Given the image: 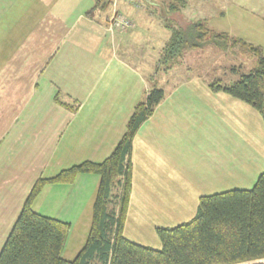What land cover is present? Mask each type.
Wrapping results in <instances>:
<instances>
[{"label": "crops", "instance_id": "obj_1", "mask_svg": "<svg viewBox=\"0 0 264 264\" xmlns=\"http://www.w3.org/2000/svg\"><path fill=\"white\" fill-rule=\"evenodd\" d=\"M94 3L0 0V248L34 181L80 162L78 158L104 159L124 132L134 107L132 88L118 100L125 83L122 68H129L118 58V40L123 37L118 30L123 29L108 27L111 4L105 12L88 14ZM115 4L131 19L132 34L144 28L154 41L159 26L155 1H140L138 7L132 0H115ZM199 4L203 14L190 18L187 5L177 14L186 21L205 20L209 27L232 36L240 37L241 29L252 27L253 22L264 32V0H199ZM243 38L264 46V39ZM131 70L129 74L134 73ZM173 95L163 94L162 103L132 141L126 220L135 221L137 228L154 227L148 215L161 212L168 197L180 205L191 186H197L185 180L171 147L182 142L186 112L178 104L166 103ZM80 180L89 181L91 188L99 177L80 173L68 184Z\"/></svg>", "mask_w": 264, "mask_h": 264}, {"label": "trees", "instance_id": "obj_2", "mask_svg": "<svg viewBox=\"0 0 264 264\" xmlns=\"http://www.w3.org/2000/svg\"><path fill=\"white\" fill-rule=\"evenodd\" d=\"M110 2L95 0L87 13L103 11ZM185 5L186 0L166 1L168 16L164 15L162 20L170 34L161 48L157 67L167 70L190 49L209 45L223 51L238 48L252 55L256 64L228 84L215 79L209 82V87L264 114L262 47L226 31H217L205 20L178 24L169 18V14H177ZM163 94L161 87L152 84L143 100L134 105L124 132L104 159L82 160L34 181L1 245L0 264H264L257 261L264 258V170L251 188L201 195L197 211L189 220L156 227L160 248L125 236L132 191V141ZM80 173H94L99 180L87 237L75 256L66 259L61 252L69 222L40 214L31 204L45 184L71 183Z\"/></svg>", "mask_w": 264, "mask_h": 264}, {"label": "rangeland", "instance_id": "obj_3", "mask_svg": "<svg viewBox=\"0 0 264 264\" xmlns=\"http://www.w3.org/2000/svg\"><path fill=\"white\" fill-rule=\"evenodd\" d=\"M132 1L136 7L141 6L140 1L146 4V0ZM152 1L157 4L155 12L159 20L153 42V35L144 28L139 27L137 33L133 34L130 31L134 28L131 27L121 32L118 29L112 31L118 30V34L123 35L118 40V58L129 64V68H122L125 83L121 85L124 90L118 92V100L125 98L128 95L126 91L132 88L135 105L143 100L152 84H156L164 90V94H174L166 103L178 104L176 107L186 110L181 125L182 142L171 147L180 160L185 180L197 186H191L187 195L182 197L180 205H175L173 198L168 197L161 212L156 213L157 216L148 215V222L155 226H165L187 221L194 216L199 197L203 194L233 188L249 189L253 186L264 170V114L223 91H212L209 87V82L215 79L228 84L256 64L252 55L240 52L238 48H234L235 51H223L209 45L190 49L166 71L157 68L161 47L170 31L163 27L165 24L162 20L167 15V0ZM186 5V13L190 18L204 13L199 0H186ZM179 16L176 13L169 14L173 21L184 24L186 20ZM262 33L253 22L252 27L241 29L239 36L263 40ZM130 68L134 73L129 74L132 71ZM232 69H236V72ZM175 96L180 97L181 101L176 100ZM226 99L241 105H231ZM67 102L71 104L72 101L69 99ZM82 160L78 158L76 161ZM76 183L72 186L68 183H47L31 204L32 209L40 214L69 222L70 228L61 252V256L66 259L75 256L87 237L97 188L96 184L90 188L87 180ZM196 188L198 191L194 193ZM134 223L132 220L125 221L126 237L140 244L160 248L161 242L155 226L137 228ZM257 261L264 263V258Z\"/></svg>", "mask_w": 264, "mask_h": 264}, {"label": "built area", "instance_id": "obj_4", "mask_svg": "<svg viewBox=\"0 0 264 264\" xmlns=\"http://www.w3.org/2000/svg\"><path fill=\"white\" fill-rule=\"evenodd\" d=\"M111 8V17L108 20V27L110 30L114 29H127L132 26V21L126 15L119 12L116 8L115 0H111L110 2Z\"/></svg>", "mask_w": 264, "mask_h": 264}]
</instances>
